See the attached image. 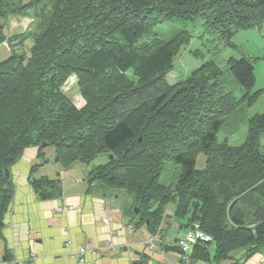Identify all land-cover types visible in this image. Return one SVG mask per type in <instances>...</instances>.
<instances>
[{"label": "trees", "instance_id": "1", "mask_svg": "<svg viewBox=\"0 0 264 264\" xmlns=\"http://www.w3.org/2000/svg\"><path fill=\"white\" fill-rule=\"evenodd\" d=\"M16 17L32 18L31 26L8 37L2 27ZM0 18V44L33 39L27 62L15 53L0 62V238L13 166L25 149L37 147L40 155L54 145L63 167L105 156L89 177L107 192L123 190L131 200L123 212L136 226L162 236L172 208L187 230L177 240L196 229L209 235L192 245L194 263L221 264L239 249L248 258L264 253V113L249 119L242 144L218 140L226 116L264 91L253 89L254 60L230 57L226 70L208 60L170 84L166 75L191 34L152 37L160 22L200 18L209 41L235 46L236 30L264 21V0H0ZM227 71L243 88L239 98L224 84ZM72 74L86 100L82 108L62 89ZM166 171L170 184L162 181ZM32 184L42 199L61 194L56 179Z\"/></svg>", "mask_w": 264, "mask_h": 264}, {"label": "crops", "instance_id": "2", "mask_svg": "<svg viewBox=\"0 0 264 264\" xmlns=\"http://www.w3.org/2000/svg\"><path fill=\"white\" fill-rule=\"evenodd\" d=\"M18 21L27 26L30 19H13L14 23ZM29 148L32 149L24 152L13 167L14 191L4 217L0 264H167L174 258L172 246L187 230L175 227L168 235L162 226L161 238L153 237L146 226L135 225L136 219L124 217L119 201L115 200L117 194L112 196L100 181L89 180L77 166L82 164L63 167L56 161L55 151L38 155L37 147ZM35 164H39L36 170ZM44 176L60 182V195L39 197L32 181ZM78 176L80 179L76 180ZM67 204L73 205V209L57 212ZM167 217L163 225L168 220L164 226L171 231L175 217L170 212ZM152 238L154 249L148 246ZM82 245L95 251L87 254L84 263L73 255ZM230 257L221 264H264V253L248 258L246 251L239 249L231 252Z\"/></svg>", "mask_w": 264, "mask_h": 264}, {"label": "rangeland", "instance_id": "3", "mask_svg": "<svg viewBox=\"0 0 264 264\" xmlns=\"http://www.w3.org/2000/svg\"><path fill=\"white\" fill-rule=\"evenodd\" d=\"M13 19L7 22L5 26L2 27V32L5 33V35L6 33L10 32V34L7 35L8 37L15 34H21L28 30L25 29V25L23 26V24H19V21L14 23ZM17 19L19 20V18ZM21 19L26 20L27 18L21 17ZM10 28L11 31H9ZM183 29L189 31V33L191 34V39L189 43L184 44L181 47L180 52L175 59L174 67L166 75V79L168 83L175 84L185 80L187 77L190 76V74L196 67H198L205 61L215 60L223 70H226L227 60L230 57L238 58L241 56H249L254 60L255 74L257 76V81L253 89L256 90L264 87V21L260 25H257L255 27L241 28L236 30L232 38V41L235 43V46L226 45L223 42H219L217 40L209 41L208 39L210 37L205 31L204 21L200 18H197L193 22H186L183 20H178V21L166 20L160 22L153 27L152 37L156 36L162 40L168 41L174 38ZM148 37L149 36H145L144 40L148 39ZM32 45H33V39L31 37H28L22 43L13 42L12 44L8 43L7 45L0 44V62L10 57L13 53L17 55H24L26 61V58H28L29 55L31 54L30 49ZM127 74L133 80H137V77L134 75L132 69L128 70ZM224 84L228 90H232L234 92L237 98H239L243 94V88L241 84L229 71L225 72ZM63 87L67 95H69L73 99V102L78 108H82L86 104V100L80 92L78 78L76 77L75 74H72L68 77ZM259 113H264V91L262 92L261 96L256 101V103H254L253 105L248 106L246 103L242 102L237 106V108H235V110L232 113L226 116V121L218 132V140L219 141L227 140V142L231 145L242 144L248 135L249 119L252 116ZM259 148L260 151L264 153V135L261 138ZM30 149L32 148H27L25 149L24 152L30 151ZM44 151H55L54 145L45 147ZM205 159H206L205 154H201L199 156L198 165L200 167L204 165ZM106 161L107 159L105 158V156H101L100 158L96 159L94 162L90 164H85L80 161L76 162V164H82L77 166L80 167L81 171H84L85 174H87L88 179L91 180L89 177L90 170L104 164ZM169 175L170 173L166 171L162 177V181H165L167 184H170L171 177ZM79 177L80 176H78L76 180L80 179ZM108 190H111L112 196L117 194L115 200L119 201V204L123 210L127 205L131 203L130 198L128 199V197L124 195L123 190L115 189V188L113 189L109 188ZM73 207H74L73 205L67 204L66 206L64 205V207H59L57 212L61 213L69 209H73ZM171 210L169 211L172 212ZM109 215L112 218L110 213ZM123 215L124 217H126L124 212ZM172 222L173 221H171V223ZM180 222L181 220L175 219V224L173 222L174 225L171 231L169 230V228L165 229L167 230V234L170 235L175 227L176 229H180L179 228ZM167 223H169L168 220L165 223V225ZM154 240L155 239L152 238L150 239V241H148V246L151 249L155 248ZM199 241H204V240L200 239ZM112 245L113 243L110 245V247ZM82 247H85V249L88 250V247H86L85 245ZM167 264H180V263H175V261L172 262L170 259L168 260Z\"/></svg>", "mask_w": 264, "mask_h": 264}, {"label": "built area", "instance_id": "4", "mask_svg": "<svg viewBox=\"0 0 264 264\" xmlns=\"http://www.w3.org/2000/svg\"><path fill=\"white\" fill-rule=\"evenodd\" d=\"M200 239L209 240L210 236L196 229V230L190 231L186 235L185 238L178 239L177 245L180 248V252L177 254L176 259H174L173 261H175V263H180V264H191V258L189 255L190 249L192 245L197 243ZM69 244H70V241H68V245ZM93 252L95 251L91 247H88V250H86L85 247L80 246L73 255L77 257L79 262L83 263L86 261L87 254L89 253L92 254Z\"/></svg>", "mask_w": 264, "mask_h": 264}, {"label": "water", "instance_id": "5", "mask_svg": "<svg viewBox=\"0 0 264 264\" xmlns=\"http://www.w3.org/2000/svg\"><path fill=\"white\" fill-rule=\"evenodd\" d=\"M141 139V138H140ZM47 143H43L44 146H46ZM138 211V209H136V212Z\"/></svg>", "mask_w": 264, "mask_h": 264}]
</instances>
